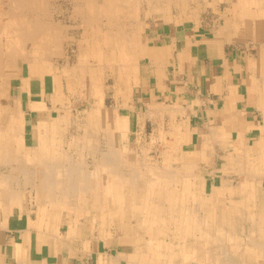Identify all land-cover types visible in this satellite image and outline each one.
<instances>
[{"label":"crops","instance_id":"1","mask_svg":"<svg viewBox=\"0 0 264 264\" xmlns=\"http://www.w3.org/2000/svg\"><path fill=\"white\" fill-rule=\"evenodd\" d=\"M154 1L0 0V264H264V0Z\"/></svg>","mask_w":264,"mask_h":264},{"label":"rangeland","instance_id":"2","mask_svg":"<svg viewBox=\"0 0 264 264\" xmlns=\"http://www.w3.org/2000/svg\"><path fill=\"white\" fill-rule=\"evenodd\" d=\"M53 3H55V5L58 7L59 11H57L56 13H54L53 15V20H55V22L58 20V19H63L65 18L64 20H66L65 22L68 23V24H73L72 23V20L71 17H70V14H71V10H72V7L70 6V3H71V0H52ZM139 2L134 5H132L133 7H128L127 5H124L123 9H122V12L123 14H129L130 12H133V15L134 13H137V16L138 15H144L147 13L148 16H151V15H154L155 14V11H156V3L154 0H138ZM158 6H163L164 9L165 8H169L170 4L168 2H158ZM64 12V14L62 13V10ZM137 10H136V9ZM53 10H54V6H53ZM166 10V9H165ZM165 12V11H164ZM71 30L73 32L76 31L75 28H69L68 29V33L65 35L67 36H70L72 35L71 34ZM70 39L68 38H65L63 40V43H62V46H61V49H60V53H63L65 56H70L72 52L71 50V46L73 47V49L75 48V44H71L70 43ZM84 43H86L85 41H83ZM251 46V44H249ZM75 50V49H74ZM73 50V51H74ZM90 63H92V60H90ZM92 65V64H90ZM99 70V75H100V80H101V90L103 91V100H102V103L104 102L105 100V103L107 104L108 103V100L109 98L106 96L105 97V92H106V89H107V84L109 83V81L111 80L110 77H108V70L106 67H98L97 68ZM79 78L81 80H87V79H84L83 77L79 76ZM109 80V81H108ZM86 82V81H85ZM78 91L71 95L69 94V100H68V104L70 105L69 108H71V117H73L74 119L75 118H79L82 119V117L85 118V111L89 108L87 106L88 103L87 101H85L86 97L84 95V93H89V87H86V85L90 86L91 84L89 83H86L85 86H83V82L81 84H78ZM75 99V100H74ZM148 130H150V127L148 126ZM151 143L154 145V147H157L158 145H155V140H152ZM173 150V149H172ZM171 151V150H169ZM232 184L233 185H237L239 183V177L238 176H232ZM237 181V183H236ZM258 185H260L259 187H255L254 189H250L253 193V198H255V196L257 197V199H259L260 201L261 200H264V179L260 180V182L258 181L257 182ZM237 188V187H236ZM227 198L228 199H238L239 198V194L238 193H234V195H231L229 193H227ZM259 205H262L264 204V201H261V202H258ZM259 207V206H258ZM262 206H260L261 208ZM213 252V253H212ZM211 253L212 254H216L217 252H214L212 251Z\"/></svg>","mask_w":264,"mask_h":264},{"label":"bare ground","instance_id":"3","mask_svg":"<svg viewBox=\"0 0 264 264\" xmlns=\"http://www.w3.org/2000/svg\"><path fill=\"white\" fill-rule=\"evenodd\" d=\"M11 2H12V0H11ZM27 2V1H26ZM91 1H88V3H90ZM37 3V2H36ZM80 3V0H74V6L76 7L77 6V4H79ZM92 3H94L95 4V2H92ZM91 4V3H90ZM33 7V6H32ZM29 8H30V6H29ZM46 8V7H45ZM55 9V8H54ZM27 11V10H26ZM34 11V10H33ZM38 12V11H37ZM18 13V12H17ZM32 13H34V12H32ZM48 13V12H47ZM28 15V14H27ZM30 15V14H29ZM12 16V15H11ZM20 16H21V14H20ZM18 17V16H17ZM42 17V16H41ZM87 17V16H86ZM14 19V18H13ZM38 19V18H37ZM208 19V18H207ZM10 20V19H9ZM42 20V19H41ZM114 21V20H113ZM10 22V21H9ZM35 22V21H34ZM49 22V21H48ZM90 22V21H89ZM107 22H109V21H107ZM112 22V21H111ZM207 23V22H206ZM40 24V23H39ZM108 24V23H107ZM208 24V23H207ZM228 24V23H227ZM34 25V24H33ZM106 26V25H105ZM44 27V26H43ZM42 27V28H43ZM57 27V26H56ZM39 28V27H38ZM114 30V29H113ZM127 30V29H126ZM128 32V31H127ZM42 34V33H41ZM34 35V34H33ZM120 37V36H119ZM27 38V37H26ZM35 38V37H34ZM23 39H24V37H23ZM40 40V39H39ZM38 40V41H39ZM62 42V41H61ZM33 43V42H32ZM42 43V42H41ZM122 47V46H121ZM29 49V48H28ZM24 56V55H23ZM2 72V71H1ZM8 73V72H7ZM73 79V78H72ZM1 90V89H0ZM88 96V95H87ZM89 98V97H88ZM75 100V99H74ZM88 100V99H87ZM225 104V103H224ZM2 128H0V135L2 134V130H1ZM87 131V130H86ZM6 135H4L3 134V136H1V139H0V157H2L3 158V155H4V153L7 151V150H11L12 148V139H10L8 136L7 137H5ZM245 143V142H244ZM179 152V151H178ZM177 152V153H178ZM2 155V156H1ZM6 159H8V161H11V157H4V160H6ZM8 161H6V162H8ZM10 163V162H9ZM87 164V163H86ZM124 164V163H123ZM14 165V164H13ZM6 166V165H5ZM1 167V166H0ZM4 167V166H3ZM6 167H8V166H6ZM3 169V168H2ZM6 170V169H5ZM242 170V169H241ZM194 174V173H193ZM187 175V174H186ZM240 175V174H239ZM6 179H4L5 180V182H4V186H3V188L2 189H0V195H6V194H8V195H10V194H12V189L10 188V187H8L6 184H8V179H12V172H10V173H8L6 176ZM169 180V179H168ZM262 180V179H261ZM176 181V180H175ZM180 181V180H179ZM173 183V182H172ZM197 183V182H196ZM176 185V184H175ZM180 187V186H179ZM184 187H185V185H184ZM218 187V186H217ZM140 188V187H139ZM142 188V187H141ZM186 190H187V188H185ZM134 190V189H133ZM142 190V189H141ZM185 190V191H186ZM107 191V190H106ZM178 191V190H177ZM217 191V190H216ZM143 192V191H142ZM141 192V193H142ZM201 193V192H200ZM232 193H234V192H232ZM8 197V196H7ZM238 202V201H237ZM187 203V202H186ZM209 203V202H208ZM188 204V203H187ZM191 204V203H190ZM255 204V203H254ZM229 206H230V204H229ZM163 209V208H162ZM165 210V209H164ZM178 210V209H177ZM253 210V209H252ZM216 211V210H215ZM193 213V212H192ZM254 213V212H253ZM203 214H204V212H203ZM177 215V214H176ZM166 216V215H165ZM164 216V217H165ZM182 220H183V218H182ZM246 221V220H245ZM248 221V220H247ZM246 221V222H247ZM182 222V221H181ZM199 222V221H198ZM206 222V221H205ZM248 223V222H247ZM244 225V224H243ZM246 225V224H245ZM205 227V226H204ZM210 230V229H209ZM208 232V231H207ZM251 233V232H250ZM186 234H187V232H186ZM234 234V233H233ZM236 234V233H235ZM195 235H196V233H195ZM232 235V234H231ZM238 235V234H237ZM250 235V234H249ZM197 236V235H196ZM214 236V235H213ZM230 236V235H229ZM174 237V236H173ZM161 238V237H160ZM187 238V237H186ZM170 239V238H169ZM242 239V238H241ZM239 240V239H238ZM245 243V242H244ZM253 243V242H252ZM256 243V242H255ZM243 244V243H242ZM253 246V245H252ZM188 247H189V245H188ZM207 247V246H206ZM256 247V246H255ZM240 248V247H239ZM219 250V249H218ZM262 250H264V249H262ZM231 256V255H230Z\"/></svg>","mask_w":264,"mask_h":264}]
</instances>
